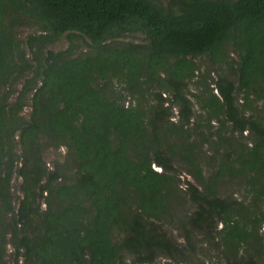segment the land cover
<instances>
[{"label": "trees", "instance_id": "16d2710c", "mask_svg": "<svg viewBox=\"0 0 264 264\" xmlns=\"http://www.w3.org/2000/svg\"><path fill=\"white\" fill-rule=\"evenodd\" d=\"M10 246L13 264H264V0H0V264Z\"/></svg>", "mask_w": 264, "mask_h": 264}, {"label": "rangeland", "instance_id": "374dc122", "mask_svg": "<svg viewBox=\"0 0 264 264\" xmlns=\"http://www.w3.org/2000/svg\"><path fill=\"white\" fill-rule=\"evenodd\" d=\"M160 1H162L165 4L167 2H169V0H160ZM22 22L23 23L20 26H16L14 28V31H15L16 36H17L18 39L25 40L28 35L36 33L37 29L27 19H24ZM123 40H125V41L143 42V41H145V37L142 34H133V35H127ZM68 46H69V41L65 37H63L60 41L56 42L52 46H49V48H51V49H53L55 51H58V50H64ZM81 46H82L83 50H87L88 49L87 46L84 45V44H81ZM232 56L237 58L235 53H233ZM198 61L203 66L204 70L214 69V68L217 67L216 65L212 64V62L209 59H207L206 57H202V58L198 59ZM26 77L30 78V74L27 73L24 76V78H26ZM211 77H214L213 73L211 74ZM18 79L16 80V82L14 84L15 86H12V87H14L13 88L14 93L11 96L12 101L16 97V92L18 91L17 89L21 88V85H22V80H19V82H17ZM192 86L194 87V85H192ZM7 90L8 89H6V91ZM30 104H31L30 99H28V98L25 99V103H24L25 106H24V110H23L22 114H24V116H26V117H29L30 112H31V105ZM204 150L206 152H208V153H211L209 148H208V145L204 146ZM44 159H45V161L47 163L48 168L53 171L57 164L63 163V161L66 159V148L65 147H58V148L54 147V148L46 149L44 151ZM177 169L181 173L182 185L185 188L187 186L184 184V182L186 183V180H193V178L189 175L188 168L186 166H184L183 164L179 163L177 165ZM204 173H205V175L208 174V172L206 170L204 171ZM20 180L21 179L19 177L15 176L13 184H12L13 185V191L16 194H21L20 191H19ZM193 181L195 182V180H193ZM220 192L222 194H228V195L229 194H235V196H238V197L242 196V194H243V192L240 191V187L236 186V182L232 183L229 180L225 181L222 184V186L220 188ZM189 208H190L189 205H184V207L177 206L174 212L176 213V211H177L176 216H181L180 213H182L183 211H185L186 209H189ZM7 253H8V256H7L6 259H7L8 264H13L15 262V260L12 261V259H11L12 258V256H11V254H12L11 246L8 248ZM217 261H218V259L217 260L214 259L212 264L214 262H217Z\"/></svg>", "mask_w": 264, "mask_h": 264}]
</instances>
